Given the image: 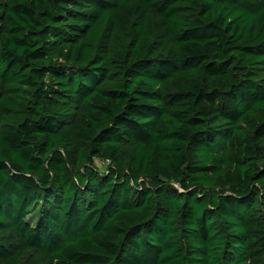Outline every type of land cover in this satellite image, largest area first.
Listing matches in <instances>:
<instances>
[{"label":"trees","instance_id":"obj_1","mask_svg":"<svg viewBox=\"0 0 264 264\" xmlns=\"http://www.w3.org/2000/svg\"><path fill=\"white\" fill-rule=\"evenodd\" d=\"M32 253L264 264V0H0V264Z\"/></svg>","mask_w":264,"mask_h":264},{"label":"rangeland","instance_id":"obj_2","mask_svg":"<svg viewBox=\"0 0 264 264\" xmlns=\"http://www.w3.org/2000/svg\"><path fill=\"white\" fill-rule=\"evenodd\" d=\"M95 164L100 168V169H105L106 165L100 161L97 160L95 161ZM37 257L35 253L32 254H28L22 261L20 264H37L36 263Z\"/></svg>","mask_w":264,"mask_h":264},{"label":"built area","instance_id":"obj_3","mask_svg":"<svg viewBox=\"0 0 264 264\" xmlns=\"http://www.w3.org/2000/svg\"><path fill=\"white\" fill-rule=\"evenodd\" d=\"M103 162H105V163L107 164V163H109V160H107V161H103Z\"/></svg>","mask_w":264,"mask_h":264}]
</instances>
